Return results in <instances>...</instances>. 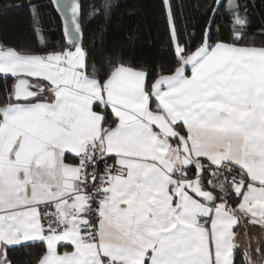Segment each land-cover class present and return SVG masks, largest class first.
Returning <instances> with one entry per match:
<instances>
[{
  "label": "snow or ice",
  "instance_id": "1",
  "mask_svg": "<svg viewBox=\"0 0 264 264\" xmlns=\"http://www.w3.org/2000/svg\"><path fill=\"white\" fill-rule=\"evenodd\" d=\"M49 3L59 44L39 3L34 44L0 40V264L21 249L28 264H264V25L254 36L248 4L204 0L197 34L160 0L168 58L144 64L89 47L86 18L118 0L87 17Z\"/></svg>",
  "mask_w": 264,
  "mask_h": 264
},
{
  "label": "trees",
  "instance_id": "2",
  "mask_svg": "<svg viewBox=\"0 0 264 264\" xmlns=\"http://www.w3.org/2000/svg\"><path fill=\"white\" fill-rule=\"evenodd\" d=\"M204 0H175L178 24L186 23L190 32L198 34L204 17L199 5ZM248 4L249 14L253 21L252 33L258 34L264 25V0H242ZM42 5V26L46 30L49 45H57L61 41L60 18L52 10L49 0H0V40L19 45L35 43L33 20L30 5ZM96 0H82L85 16ZM119 7L110 19L103 17L85 20L86 38L89 47L95 49L97 59L106 53H120L125 57L144 64H157L168 58L166 51L167 29L160 0H118ZM133 11V14H130ZM217 25L222 21L218 18ZM39 27V26H37ZM224 29L221 27V32ZM0 81V85H2ZM28 250L21 249L16 253L17 264H28ZM35 250H33V256ZM238 264H244L241 254H237Z\"/></svg>",
  "mask_w": 264,
  "mask_h": 264
},
{
  "label": "crops",
  "instance_id": "3",
  "mask_svg": "<svg viewBox=\"0 0 264 264\" xmlns=\"http://www.w3.org/2000/svg\"><path fill=\"white\" fill-rule=\"evenodd\" d=\"M251 232L254 236H256L257 239H259V230L256 228L251 229Z\"/></svg>",
  "mask_w": 264,
  "mask_h": 264
}]
</instances>
